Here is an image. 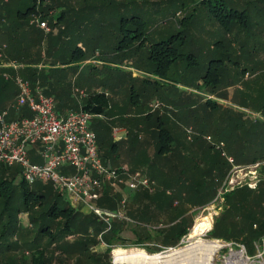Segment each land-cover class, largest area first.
Here are the masks:
<instances>
[{
	"label": "trees",
	"instance_id": "obj_1",
	"mask_svg": "<svg viewBox=\"0 0 264 264\" xmlns=\"http://www.w3.org/2000/svg\"><path fill=\"white\" fill-rule=\"evenodd\" d=\"M103 1L105 0H98V4H96L97 0H0V112L11 109L17 95V88L13 80L8 77L16 75L28 81L32 87L38 84L45 95L52 96L56 102V111L59 114L80 108L86 113L99 116L94 117L97 120L91 122V129L96 136L100 131L111 134L106 123H112L115 119L120 120L121 116H128L129 108H135L138 115L134 119L126 118L123 120L124 125L132 129L127 131L128 138L119 142L112 140L114 143L111 150H115L123 144L128 145L134 154H138L137 156L133 155V157L141 158L143 161L141 164L142 168L145 169L143 173L149 179L161 184L164 182L165 186L169 182L175 184L179 188L178 196L180 198L187 193L188 196L193 197V199H188L185 195L187 201L193 200L198 205H205L209 201L198 202V197L202 195L203 189L212 192L213 196L216 192V185L221 183L229 169L226 164H223L225 158L220 156L219 151L210 145H204L203 148L206 152L203 155V150H201L200 156L203 157L205 167L193 176L192 173L196 171L191 172L188 166L193 165L197 169L195 167L197 164L187 154L199 138L192 137V143H190L192 146L186 144V146L178 148L175 139L177 138L176 134H179L177 129L181 128L183 123H175L172 120L173 116L177 119L179 116L169 110L173 106L170 95H177V104H183L181 101L186 102L183 108L177 111L183 117L184 123L187 122L188 116L195 119V110H189L191 106L189 101L192 98L187 97L189 95L188 90H182L179 86L183 89L193 87L196 92L200 93L209 87L214 92L217 85L222 84L223 78L233 77V79L238 80L239 75H244L245 69L242 70L243 68L233 70L236 69V61L233 58L235 50L231 48V45L235 42V38L230 35L229 41L222 40L215 43L220 45L217 50H210L204 54V72L199 79L195 78L193 83L190 74L200 68L201 62L195 61L198 55L187 51L189 48L186 49L188 47V43L185 41L186 36L177 33L154 42L149 48V54H141L139 58L144 59L146 65L149 62L155 68L156 76L162 80L153 82L141 80L138 92L133 86H130L126 97L115 99L116 95H113L116 94L114 83L109 84L107 81L103 85L104 87L100 88L94 85L90 77L85 80L80 79L83 70H81L80 65L89 60L87 51L82 50V44L88 45L89 40L92 44L93 41L96 42L102 38V35L97 34L100 31L98 27L103 26L100 23L102 22L101 15H104L109 8L114 6L108 1ZM199 5L209 9V17L218 23L226 33L232 30L233 25L240 26L246 23L244 19L245 17L248 18L246 11L232 8L222 0H200ZM214 8L216 11L212 10ZM49 11L52 12L51 15H49ZM93 14L95 17H90L89 20V16ZM36 15L43 19L40 22H45L51 32L45 33L36 24L31 23L32 18ZM97 15H99L98 19H96ZM194 15V12L190 13L189 16L182 18L179 24H188ZM115 21L120 24V31H122L121 24L123 23L138 25V28L132 31L130 29V31L125 30L121 39L117 41V45L114 46L113 44L110 54H107L108 57L118 58V61H128L127 58H131L133 52L136 53L146 40L142 36L145 22L137 16L125 19L121 17L119 20L116 18ZM55 28H58L56 33L54 32ZM91 30H93L91 34L94 35L92 39L82 37L85 31ZM247 30L248 28L243 27L232 33L238 35L241 31ZM111 38L115 39V36H111ZM177 40L179 43H176ZM135 42L136 45H134ZM238 48L243 47L240 45ZM108 60L109 63L115 64L110 58ZM182 61L185 63L183 69L175 71V66L181 64ZM4 62H13L24 67L17 70L5 69L1 67ZM129 67L137 71L141 70L132 64ZM175 74L179 78L178 81L175 79ZM135 78L137 77H133L128 72L126 77L122 79L123 82H126L128 79L134 81ZM78 79H80L79 86L76 83ZM258 81L257 79L251 80L250 85L252 89L257 86V91H262V94L259 93L260 95H257L256 98L264 100V86L258 85ZM74 87L86 94L80 104L73 96ZM151 98L162 102L167 108L162 110L163 112L158 110L151 113L150 109L146 111V106L152 101ZM203 105L204 108L212 112L220 108L217 102L209 98L205 99L200 107L203 108ZM262 105L261 109H264V102ZM257 111L264 118V112ZM30 116L31 114L26 108L18 112L10 110L8 120ZM101 116L103 118H100ZM234 116L238 118L240 115L234 114ZM246 121H240L239 124V120H234L226 132L225 140H223L228 157L231 155L237 166L243 163L264 161V119L251 121L248 125L244 124L243 127L238 128ZM226 129L227 126L218 129V135ZM182 131L185 133V130ZM141 133L144 134L145 140H141L139 143L141 147L138 146L139 149L137 150V141ZM183 136L187 141V135L185 137L183 134ZM240 137H243L244 140ZM256 137L259 138V143H257L259 145L254 143ZM99 144L102 145L101 139H99ZM143 148H148L149 155L140 152ZM174 154L182 165L176 175L166 172L162 161L165 157ZM100 157L104 164L109 163L114 168L106 155L104 157L100 154ZM183 164L188 165V168ZM174 166L178 167L175 164ZM189 174H192L191 178H188ZM205 175L211 177L205 179ZM16 177L20 179V182L14 185L13 181ZM186 178L190 182H186ZM207 179L212 181V189ZM183 183L189 184L185 194L183 193ZM28 186L21 179L18 167H0V258L9 254L16 255L13 256L10 264L16 263L17 255L28 258L21 264H65V261L67 264H74V261L76 264H111L109 259H105V256L110 253L113 242L125 243L127 238L124 234L128 232L130 225H135L138 228V230H133V233L140 245L150 246L148 244L153 239L158 245L151 244L158 246L159 250L176 247L191 226V223H188L186 217L182 215L178 221H162L157 224L156 226H162L155 230L156 237H153L147 230L153 225L150 220L151 211L147 207L148 204L139 208L135 206L136 197L139 194L142 196L141 193H138L130 202L128 210L129 217L133 222L114 220L111 229L103 233L105 225L96 216L93 214L81 215V212L70 206L67 201L61 200V195L56 193L54 188L41 189L40 192H35L30 190ZM143 195V198H149L147 192ZM107 196L109 193H106V199L100 201L99 204L113 211L116 209L119 196L112 198ZM224 201L228 210L215 219L213 230L208 232V238L216 240L235 238L233 242H243L240 244H243L249 253H253V244L264 236V188L260 185L256 191L248 189L232 191L224 195ZM14 202L18 203V206L13 205ZM21 212H30L28 219L31 227L29 229L18 226L17 216ZM233 213L240 214L238 217L240 222L229 219ZM224 219L232 221L231 224L223 226ZM253 224L255 227L253 226L252 229ZM140 228L143 231H139ZM139 232L141 234H138ZM100 243L106 246L105 252L94 253V248Z\"/></svg>",
	"mask_w": 264,
	"mask_h": 264
},
{
	"label": "rangeland",
	"instance_id": "obj_2",
	"mask_svg": "<svg viewBox=\"0 0 264 264\" xmlns=\"http://www.w3.org/2000/svg\"><path fill=\"white\" fill-rule=\"evenodd\" d=\"M109 2L113 7L109 8L108 11L103 15H101V20L103 26H99L98 29L100 30L97 34L102 35V38L96 42H92L89 40L88 45L82 44L83 45V51L88 53L87 58L89 60L85 61L80 65L81 68V74L80 79L85 80L86 78L90 77V80L94 83V85L99 86L100 88H103L105 83L108 81V83H114V89L116 90V95L115 99L119 98H124L128 95L129 87L133 86L136 92L140 90L141 86V80H148V81H155V80H162V78L156 76L157 73L154 72L155 68L149 63L144 62V59H140L139 55L141 54H149L150 51V46L154 43L159 41L160 39L163 38H168L172 34H177L181 33V35H185V41L188 43V52H191L193 54L198 55L196 57L195 61H200L201 66L198 70L195 72H192L190 74L191 82L193 83V80L195 78H200L202 73L204 72V62H203V51H204V44L211 45L216 39H223L224 41H229L230 40V35L234 36V40L239 39L243 40L244 36L242 35L244 32V35L246 36L247 43L244 45L243 43L237 42V45L235 47H231L233 50H235V55L238 54V51L240 50L239 54L240 56L237 57L234 55L235 61L239 62V58H244L248 55L247 51H249V55L247 60L242 61L240 63L241 65L243 62H247L249 64V68L245 71L244 75H239V79L235 80L232 78H223L222 84L217 85V88L214 92L211 91L209 87L204 89L203 93H195L194 88L190 87L189 90L187 91L189 95L187 97L192 98L189 103L191 104L189 110H195L196 112V118L192 117H187V122L184 123L183 117L180 115L178 110L182 109L183 106L186 104V102H182L183 104H177L176 102V96L174 94H171V100L173 101V106L169 109L173 112H175V115L179 116V119L175 118L174 116L172 117L173 122L175 123H183L181 124V128H178L179 134H176V141L178 144V148L180 149L182 146H186V144L191 145L192 143V137H198L199 139L196 140V144L194 143V146L192 147L191 150H189V153L187 156H191L197 164L194 168L193 165L188 166L183 164L184 166H188L187 168L191 170V172L196 171L193 174H195L199 171L200 169H203L205 166L203 165V157L200 156L201 150H203V155L206 152L203 148L204 145H210L212 146L215 150L220 152V156L223 157L222 153H225L228 156V153L225 149V143L223 140H225L226 137V132L230 128L229 126L232 125L234 120H239L240 121H246L245 123L241 124L238 128L243 127L244 124L248 125L249 122L251 121H259L263 120V116L257 114V110H260V112H264V109H261L263 106L262 103L264 101H261L259 107L254 106L253 99L251 96L252 94H247L246 90H252V86L250 85V81L257 79L259 80L258 85L264 82V70L258 71L255 66L256 64L251 61L252 54H255L259 49L261 52L264 51V0H222L225 4H229L232 8L238 9L239 11H246V14L248 15V18L245 17L246 23L241 24L240 26L238 25H233L232 30L229 33H226L223 28H220L218 26V23L214 22L210 17H209V9L207 7H203V5H199L200 0H105L103 2ZM193 1V3H191ZM113 3V4H112ZM98 4V0L96 2ZM213 5L215 4L214 2L212 3ZM110 5V6H111ZM213 11H216V8L212 9ZM194 12L195 15L192 18V20L186 24V25H180L179 21L184 18L189 16L190 13ZM52 12L49 11V15H51ZM245 15V14H244ZM88 16V15H86ZM132 16H137L141 18L144 22L145 25L143 27L144 32L142 33V36L146 38V40L143 42V45L137 49V52L132 54L131 58H127L128 61L122 60L118 61V58H111L113 56L108 57L107 54H110V51L112 49V45L114 44L117 45V41L121 39V36L123 35V32L126 31H132L133 29H137L138 25L137 24H121L122 31H120V24L115 21L116 18L119 20L121 17L125 18H130ZM90 17H95V14L92 16H89V20L91 19ZM99 18V15L96 16V19ZM95 19V18H94ZM32 20H39L43 21L41 17L39 16H34ZM248 22V23H247ZM248 28L247 31H241L240 34L236 35L234 32L236 29L239 28ZM63 28V27H62ZM130 29V30H129ZM93 30L89 32H84L82 31V37L83 38H88L92 39L94 35L91 34ZM54 32H58V28H55ZM96 35V34H95ZM132 35V33H131ZM111 36H115L114 38H111ZM179 40L176 41V43ZM136 45V42L134 43ZM242 45L245 46V49L242 50V48L238 49V46ZM93 50H96L95 52ZM256 51V52H255ZM100 52V53H99ZM255 52V53H254ZM263 54V53H262ZM111 59L113 63H109L110 61L108 59ZM182 61L181 64H178L175 66L174 70H182L184 67ZM123 63V64H121ZM136 66L137 68L141 69L140 71H137L133 68H130V65ZM240 65V66H241ZM252 68V70H251ZM230 69V68H229ZM233 69V68H232ZM233 70H240L239 67H236V69ZM131 73L133 77L135 78L134 81H131V79H128L126 82H123L122 78L126 77V74ZM253 76L255 78L253 79ZM237 77V76H236ZM11 80L12 77L9 76ZM142 78V79H141ZM80 79L76 81L77 85L79 86ZM175 79L178 81L179 78L177 74H175ZM190 82V83H191ZM257 85V84H256ZM179 86V85H178ZM264 86V85H263ZM77 87V86H76ZM257 87V86H256ZM254 87V88H256ZM180 89H183L182 87L179 86ZM78 89V88H77ZM113 89V90H114ZM257 89V88H256ZM213 90V89H212ZM119 92V93H118ZM79 93V92H78ZM80 94V93H79ZM73 96L75 98V92H73ZM154 96V95H153ZM211 99L214 102H217L219 105V109L217 111H210L203 105V116H201V105L204 103L205 99ZM264 98V97H263ZM76 99V98H75ZM152 99V98H151ZM256 100L259 98H255ZM119 101V100H117ZM175 101V103H174ZM199 101V103L197 102ZM67 102V101H66ZM188 103V102H187ZM239 103L241 105H244L248 107L249 110H256V114H251L249 110H240L234 108L235 104ZM152 105H155L157 108L153 109ZM188 105V104H187ZM186 105V106H187ZM170 107V106H169ZM252 107V109H251ZM146 111L150 109L149 111L151 113H155V111L158 110H163L167 108L166 105H164L162 102H159L157 99H154V102L146 106ZM80 109V108H79ZM78 109V110H79ZM129 115L120 117V120H113L112 123H106L107 127L110 128L111 134L105 133L100 131L98 133L97 139H98V144H99V139L102 141V145H98L99 147V155H103L108 158L109 162L112 163V165L116 168H123L129 172H133L135 170H139L142 173L145 171V169L142 168L141 164L143 161H141V158L138 157H133L137 156L138 154H134L129 148L128 145H121L119 148L115 150H111L112 145L114 141H122L126 140L128 138V133L127 131L132 130L131 128H128L124 125L123 120L126 118L128 119H134L138 114L135 112V108H129ZM69 111V110H68ZM77 111V110H74ZM162 111V112H163ZM231 112V113H230ZM171 114V113H170ZM232 114V116H230ZM234 114H239L240 116L237 118L234 116ZM124 115V114H123ZM100 118H103L102 116ZM97 118H93L90 121V125L92 121H96ZM107 121V120H106ZM190 122V123H188ZM188 124V125H187ZM199 126V128H197ZM227 126V129L220 135L218 129H222ZM124 129V131H121L120 133H116V130L118 129ZM192 130V137L189 139L187 138V141H185V138L183 134H185L186 137V130L187 129ZM203 129V130H202ZM185 130V133L182 131ZM237 130V129H235ZM118 134L119 137L116 138V135ZM242 140H244L243 137H240ZM147 139V138H146ZM141 140H145L144 134L139 135V139L137 141V150L141 147L139 143H141ZM250 140V139H249ZM248 140V141H249ZM191 141V142H190ZM127 142V141H126ZM255 145H259V138L256 137V141L254 142ZM139 146V148H138ZM192 146V145H191ZM140 152L145 153L149 155V150L148 148H143ZM173 156V157H172ZM172 156H167L165 157L162 161L164 163V169L165 171L170 174L174 173L175 175L177 174V171L179 168L182 167L180 164L179 160L176 158V154ZM225 158V157H223ZM229 158H232L231 155H229ZM206 160V159H205ZM226 158L223 160V164H226L228 169L232 167L230 165ZM193 163V162H192ZM109 164V163H106ZM175 165H178V167H175ZM236 164L234 160V165ZM110 165V164H109ZM241 169H239V172H231V170L226 173L225 177L222 179L221 183H216V192L212 196V192H209L208 190L203 189L202 195L198 197V202L201 203L203 201L208 202L207 204L203 205V207H196L194 206L192 210V224L190 228L188 229V233L182 238V240L179 242V244L176 247L173 248H162L161 250L158 249V246H153L158 245L156 241L153 239L150 241L151 243L148 245L150 246H142L140 243L137 242L136 237L133 233V230H138V228L135 225H130L128 228V232L124 234V236L127 238L124 244H120V242H113L111 245L110 253L108 256H105V259H109L111 264H126L122 262H115L114 258V250L120 249L123 251H126L127 253H138V251H143L147 255H153V254H166L168 251L171 249H182L187 246L193 245L198 239L203 240L205 242L213 241L216 239H209L208 237V232H206L203 236L197 237V238H191V235L195 231L198 223L200 220H204L206 222H209L210 225V231L213 230L214 222L215 219L223 214L227 209V204L224 201V195L232 192V191H237V190H257L260 185H262V188H264V161H256L253 163H243L242 165H239ZM190 172V173H191ZM144 174V173H143ZM192 174L188 175V178L192 177ZM145 175V174H144ZM146 176V175H145ZM148 178V176H146ZM211 177L210 175H205V179ZM186 178V182H190V180ZM149 179V178H148ZM184 179V177H182ZM151 180V179H149ZM209 183L211 184V189H212V181L207 179ZM14 185H17L20 182V179L18 177L15 178L13 181ZM156 183H158L156 181ZM170 183V182H169ZM182 184L181 182H179ZM159 185H162L161 183H158ZM165 185V183L163 182ZM28 188L30 190H33L35 192L41 191V189H46V188H54L50 183H45V182H35L32 185H29ZM186 188H189V184L186 185V183H183V193H186ZM174 191H171V198L177 197L179 193V188L173 187ZM55 190V189H53ZM117 192H114L115 195L112 196L109 193V197H115L119 196V199L117 201L116 209L113 210L115 212L118 211H125L126 209L129 210V205L130 202H132V199L129 198L128 196V191L126 187L123 185H120V188L117 190ZM56 193L61 195V200L69 201L64 197V195L59 192L58 190H55ZM133 193V192H131ZM129 193V194H131ZM188 199H193L190 195L188 196L187 193L185 194ZM125 196L126 202L125 205L120 208L119 201H121L122 197ZM117 198V197H116ZM211 198V199H210ZM182 199V198H181ZM179 199V201L181 200ZM191 202H194L193 200ZM197 203V202H195ZM20 204V202H19ZM198 204V203H197ZM13 205H17L18 203L14 202ZM196 205V204H192ZM21 208L23 206L20 204ZM71 206V205H70ZM126 207V208H125ZM77 211H80L81 215H92L86 210H83L82 207L78 206ZM35 214V213H34ZM33 214V215H34ZM126 214V213H125ZM29 213H18L17 216V223L18 226L21 228L29 229L31 227L29 224ZM230 220H235V222H240V214H231L229 216ZM131 220V218H129ZM223 226H229L232 221L224 219ZM114 221V220H113ZM59 222H61L59 220ZM254 224L257 225L255 221H253ZM130 223V222H128ZM132 223V222H131ZM254 224L252 225V229L255 227ZM162 226V225H161ZM254 226V227H253ZM194 227V228H193ZM193 229V230H192ZM32 231H34L33 228H31ZM143 231V229H139ZM148 232L153 236L156 237V234L154 230H151L147 228ZM144 235L145 233L142 232ZM230 233V232H229ZM33 234V233H32ZM92 234V233H91ZM138 234H141L140 232ZM141 236V235H140ZM73 238V237H70ZM17 239V238H16ZM223 242H233L235 238L233 239H226L222 238L220 239ZM227 240H232V241H227ZM15 241V240H14ZM239 242V241H238ZM243 243V242H239ZM106 246L103 243H100L94 248V253H104L105 252ZM249 251V250H248ZM16 255H6L5 257L0 258V264H10L12 262V259ZM18 258L16 259L15 264H21L26 261L25 256L17 255ZM225 254L221 251L218 252L217 254L213 255L212 261L210 264H223V257ZM66 260V259H65ZM65 264L66 261H65ZM74 264H76V261H74Z\"/></svg>",
	"mask_w": 264,
	"mask_h": 264
},
{
	"label": "built area",
	"instance_id": "obj_3",
	"mask_svg": "<svg viewBox=\"0 0 264 264\" xmlns=\"http://www.w3.org/2000/svg\"><path fill=\"white\" fill-rule=\"evenodd\" d=\"M31 23L45 33L51 32L45 22L32 20ZM12 79L17 95L10 110L18 112L26 108L31 116L8 120L10 110L0 112V166L18 167L21 179L28 185L50 183L74 209L80 206L96 216L105 225L103 233L111 229L113 220L131 223L125 212L98 206L105 184L109 183L115 191L124 184L131 193L150 190L152 182L140 171L129 172L103 163L90 125L91 119L99 116L81 109L59 114L53 97L32 87L19 75ZM152 108L157 107L152 105ZM186 134L189 139L192 130L187 129ZM34 145L39 148L40 163L32 162L29 157L28 148ZM222 155L232 165L230 173L239 172L241 167L234 165V160L225 153ZM125 202L123 196L120 206L123 207ZM214 241L218 245L215 254L221 251L225 254L223 264H264V236L253 244V253L240 243Z\"/></svg>",
	"mask_w": 264,
	"mask_h": 264
},
{
	"label": "crops",
	"instance_id": "obj_4",
	"mask_svg": "<svg viewBox=\"0 0 264 264\" xmlns=\"http://www.w3.org/2000/svg\"><path fill=\"white\" fill-rule=\"evenodd\" d=\"M242 35L244 36V39L243 40H239V39L234 40L235 42H233L232 45H231L232 48L237 45V42L243 43L244 45L247 43L246 36L244 34H242ZM222 40L223 39H216L211 45L204 44L203 47L205 46L204 47L205 49L203 51V56H205L204 54L208 53L210 50H212V51L217 50L220 45H218V44L216 45L215 43L221 42ZM0 43H1V38H0ZM244 49H245V46H243L242 50H244ZM239 52H240V50L238 51V54H236L235 56L239 57L240 56ZM247 53L249 55V51H247ZM248 55L246 57H244V58H241V59L239 58V62L236 61V65L235 66L239 67L240 69L243 68V69L247 70V68H249V64L247 62H243V64L241 65L240 63H242V61H244V60H247ZM251 61L256 64L255 68L258 71L264 70V51L261 52V50L259 49V51H257L255 54H252ZM11 65H15V67H12ZM1 67L5 68V69L17 70L18 68H23L24 66L23 65H17V64H15L13 62H4V63L1 64ZM251 70H252V68H251ZM6 76H7V74H6ZM254 78H255V76H253V79ZM261 85H264V82L261 83ZM35 87H38L41 90V88L38 86V84H36ZM255 89H252V90H246L245 89V91H246L247 94H252L253 95L251 97L254 98L253 99L254 106L259 107L261 101H264V100H262V99H257L256 100L255 99L257 95H260L259 93L262 94V91L258 92L257 89L256 90ZM186 90H189V89H186ZM73 92H75V98H76L78 104H80L82 102V99L85 97L86 94L84 93V91L79 90L76 87H74ZM194 92L196 94L200 93L198 91L196 92L195 90H194ZM153 102H154V100L152 99L150 104H152ZM234 108L240 109L242 111L249 110L248 107H246L244 105H241L239 103H236ZM251 109H252V107H251ZM255 111L256 110H249V112L251 114H256ZM257 114L259 115V111H257ZM201 116H203V108H201ZM121 131H124V129L123 128L122 129H118V130H116V133H118V132L120 133ZM116 137H119L118 134L116 135ZM122 140H123V138H122ZM28 153H29V157H30L32 162L40 163L38 146L34 145L32 147H29L28 148ZM0 167H2V166H0ZM110 167H112V166L110 165ZM114 168H116V167H114ZM151 182H152V185H151V189L150 190L140 189V190H137V191H135V192H133L131 194L128 193L129 198H131L132 201H133L135 196H136V194L141 193V195L144 196L143 194L145 192H147V195L149 197L148 199L143 198L139 194V196H137L134 201L136 203L135 206L138 207V208L139 207H144V206H146V204H148L147 207L150 208V211H151L150 220L153 223V225L149 229L154 230V232H155V230L159 226H161V225L156 226L157 224L161 223L162 221H164V222L165 221H167V222L171 221L172 222L174 220L178 221V220L181 219L180 217H182V215H183V217H186V220L188 221V223L192 224L193 220L191 218L192 217V210L191 209H193L194 206L203 207V205H198L197 203H194V202H191V201H187L185 195H182V199L178 195L175 198H171L170 197L171 191H174L173 187H177L175 184L169 183L167 186H165L164 184L159 185L158 184L159 182L156 183L155 180H151ZM114 192H117V191H115L111 187V185L109 183H106L105 186H104V192L102 194V198L100 199V201H103V200L106 199V193H110L112 196H114L115 195ZM107 197H109V196H107ZM179 199H181V200L179 201ZM99 202H98V206L100 208L105 209V210H109L107 207L100 205ZM192 204H196V205H192ZM119 205H120V201H119ZM120 208H121V206H120ZM123 212H125L126 216L128 218H130L129 214H128L129 211L127 209L125 211H123ZM132 222H133V220H132Z\"/></svg>",
	"mask_w": 264,
	"mask_h": 264
},
{
	"label": "bare ground",
	"instance_id": "obj_5",
	"mask_svg": "<svg viewBox=\"0 0 264 264\" xmlns=\"http://www.w3.org/2000/svg\"><path fill=\"white\" fill-rule=\"evenodd\" d=\"M209 222L200 220L191 238L203 236L210 230ZM218 248L214 241L205 242L198 239L193 245L182 249H171L166 254L147 255L143 251L127 253L126 251L114 250L115 262L126 264H210L213 255Z\"/></svg>",
	"mask_w": 264,
	"mask_h": 264
},
{
	"label": "water",
	"instance_id": "obj_6",
	"mask_svg": "<svg viewBox=\"0 0 264 264\" xmlns=\"http://www.w3.org/2000/svg\"><path fill=\"white\" fill-rule=\"evenodd\" d=\"M208 231H210V230H208ZM208 231H207V232H208Z\"/></svg>",
	"mask_w": 264,
	"mask_h": 264
}]
</instances>
